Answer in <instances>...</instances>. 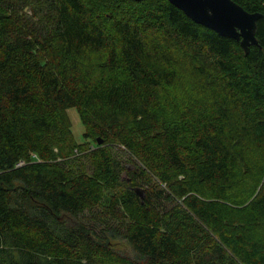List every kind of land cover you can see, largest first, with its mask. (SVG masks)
<instances>
[{
    "label": "trees",
    "instance_id": "1",
    "mask_svg": "<svg viewBox=\"0 0 264 264\" xmlns=\"http://www.w3.org/2000/svg\"><path fill=\"white\" fill-rule=\"evenodd\" d=\"M233 1L247 54L168 0H0V264H264V0Z\"/></svg>",
    "mask_w": 264,
    "mask_h": 264
},
{
    "label": "water",
    "instance_id": "2",
    "mask_svg": "<svg viewBox=\"0 0 264 264\" xmlns=\"http://www.w3.org/2000/svg\"><path fill=\"white\" fill-rule=\"evenodd\" d=\"M137 2L145 0H135ZM195 23L212 29L220 36L240 42L245 53L259 46L256 32L261 13H249L233 0H168ZM102 140H98L101 145ZM138 194L141 192L138 190ZM142 196V195H141Z\"/></svg>",
    "mask_w": 264,
    "mask_h": 264
},
{
    "label": "rangeland",
    "instance_id": "3",
    "mask_svg": "<svg viewBox=\"0 0 264 264\" xmlns=\"http://www.w3.org/2000/svg\"><path fill=\"white\" fill-rule=\"evenodd\" d=\"M68 114H69V117H70V119L72 121V129H73L74 135L76 137V140L79 143L84 142L85 129H84V126H83V124H82V122L80 120V117H79V114H78L77 110L76 109H70L68 111ZM123 159L128 160L129 159V155H123ZM257 174L259 176V173H258L257 169H255L253 167L250 168V174L249 175H247V176L241 175L239 177L240 181H241V184L246 189H248L249 187H252L254 182L256 181V179L258 177V176H256ZM255 177H256V179H255ZM240 191H236V193L241 194ZM112 242H113L112 244L114 245V248H116L120 252L128 254V255H133V252H132L131 248L129 247L127 242L125 240H123L122 238L112 239Z\"/></svg>",
    "mask_w": 264,
    "mask_h": 264
}]
</instances>
